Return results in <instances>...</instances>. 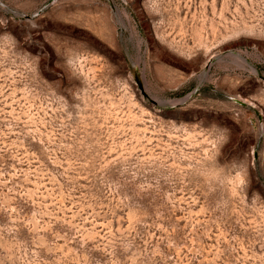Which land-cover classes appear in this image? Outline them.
<instances>
[{
  "label": "rangeland",
  "instance_id": "1",
  "mask_svg": "<svg viewBox=\"0 0 264 264\" xmlns=\"http://www.w3.org/2000/svg\"><path fill=\"white\" fill-rule=\"evenodd\" d=\"M0 264H264V0H0Z\"/></svg>",
  "mask_w": 264,
  "mask_h": 264
}]
</instances>
